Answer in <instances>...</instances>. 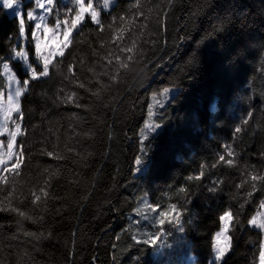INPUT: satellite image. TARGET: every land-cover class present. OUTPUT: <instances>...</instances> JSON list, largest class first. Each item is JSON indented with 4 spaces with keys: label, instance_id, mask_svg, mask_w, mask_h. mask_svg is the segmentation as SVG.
Masks as SVG:
<instances>
[{
    "label": "trees",
    "instance_id": "16d2710c",
    "mask_svg": "<svg viewBox=\"0 0 264 264\" xmlns=\"http://www.w3.org/2000/svg\"><path fill=\"white\" fill-rule=\"evenodd\" d=\"M129 2L116 0L111 14H102L105 25ZM143 3L146 27L126 36V42L129 36L137 40L149 62L151 72L143 87L128 80L105 88L97 98L63 81L67 73L62 66L51 79L33 81L22 98L31 156L20 183L27 191L49 179L50 198L41 210L43 223L0 213V264H157L171 247L169 256L176 263L190 255L193 264H208L218 213L229 205L238 209L251 191L249 184L237 188L245 174H264V0ZM226 18L231 22L225 31L207 35L213 24ZM15 32L16 20L0 11V57L10 55L5 40ZM84 32L80 39L86 42L77 45L72 56L84 58L78 78L95 91L101 87L97 79L111 84L106 76L94 77L88 71H102L106 61H99L92 49L104 55L106 48L100 44L110 34L107 29L97 33L91 22ZM15 67L19 71L20 66ZM164 87L175 93L157 109L154 120L162 122V128L149 146L152 162L146 172L135 173L139 129L147 119L152 93ZM61 88L77 91L85 107L61 103ZM237 126L242 131L234 134ZM223 145L234 151L235 166L221 163L212 168L225 151ZM42 147L65 158L41 155ZM202 164L208 166L205 178L188 181ZM219 178L224 183L215 194L201 187ZM181 186L195 194L187 205L195 226L186 225L183 234L172 230L162 249L159 243L136 244L132 217L142 196L152 203L164 201ZM260 199L264 190L245 206L244 226L235 232L226 264H256L261 236L247 227L246 218ZM25 232H42L45 238L36 241Z\"/></svg>",
    "mask_w": 264,
    "mask_h": 264
},
{
    "label": "snow or ice",
    "instance_id": "6c2138e0",
    "mask_svg": "<svg viewBox=\"0 0 264 264\" xmlns=\"http://www.w3.org/2000/svg\"><path fill=\"white\" fill-rule=\"evenodd\" d=\"M167 2L172 4V0ZM28 5L25 6V0H0V11H3L5 16L11 14L16 20V32L9 34L5 40L10 55L6 59L0 57V213H9L33 223H43L45 217L41 210L46 207V201L50 198V180L46 179L39 185L33 184L27 191L20 183L31 156L26 143L28 129L24 126L21 100L29 91L32 82L51 79L63 66L67 73L63 76V81H68L76 88H83L98 98L105 88L128 80L137 81L143 87L151 69L137 40L129 36L126 42L128 34L137 28L146 27L142 23L143 19H147L143 0H130L127 9L118 16H111L107 25L102 19V14H111L115 0H68L66 4H63L62 0H28ZM89 22L95 25L97 33H104L107 29L110 34L108 41L100 44V48H106L104 55L100 54L99 49H92L99 61H106L100 65L102 71L97 73L95 67L88 68V71L92 72L94 77L106 76L111 84H104L97 79L96 83L101 87L95 91L78 78V70L85 64L84 58L72 56L76 46L86 42L80 38L85 37L84 28ZM230 22L227 18L220 20L212 25V30L207 35L225 31ZM69 56H72L71 61L68 60ZM15 65L20 66L19 71ZM170 91L169 87H164L161 91L152 93V104L148 105L147 119L139 129V154L133 160L135 173L146 172L152 162L148 155L149 146L155 138L153 134L159 135L158 130L162 128V122L153 120V117L157 115V109L164 108ZM59 93L61 103L85 107L79 103L81 97L77 91L65 92L64 88H61ZM247 122L245 119L244 123ZM241 131L242 128L237 126L234 134ZM222 147L225 149L224 153L218 155L217 162L211 167L215 168L221 163L234 167V151L230 145ZM68 151L73 149L69 148ZM40 154L57 160L65 158L45 147L41 148ZM207 167L202 164L200 171L188 176L187 180L202 181ZM223 183L222 178L213 179L201 187L208 193L215 194L221 190ZM245 184L251 186V191L247 192L239 208L229 205L217 215L218 231L213 235L212 258L208 264H226L225 257L234 248L235 232L238 227L244 226L241 215L245 206L252 203V197L257 191L264 190V174H245L244 181L238 184L237 188ZM194 195L189 187L181 186L174 197L166 196L164 201L152 203L146 196L142 197L140 207L134 210L135 216L140 219L134 220L133 223L140 224L144 221L156 230L141 231L137 228V234L132 235V240L136 244L155 247L163 238L171 236L172 230L183 234L187 230L186 225L194 227V218L188 215L187 208ZM246 225L259 230L261 239L255 260L256 264H264V199H260L255 205V210L246 218ZM25 235L36 241L45 238L42 232H25ZM50 236L51 233H48V237Z\"/></svg>",
    "mask_w": 264,
    "mask_h": 264
},
{
    "label": "rangeland",
    "instance_id": "374dc122",
    "mask_svg": "<svg viewBox=\"0 0 264 264\" xmlns=\"http://www.w3.org/2000/svg\"><path fill=\"white\" fill-rule=\"evenodd\" d=\"M116 1V0H115ZM62 3L63 4H66L68 3V0H62ZM25 6H29L28 5V0H25ZM9 16H11V14H9ZM175 93V90L174 89H171L170 93H169V97L170 98L172 95H174ZM150 104H152V98H151V102ZM157 111V110H156ZM155 116L153 117V120H154ZM142 197H145V196H142ZM141 201V200H140ZM140 201L137 205L136 208L140 207ZM133 221L134 220H137V219H140V217L138 216H135V214H133ZM134 227L136 228V233H137V228H139L141 231H144V230H148V231H155L156 229L155 228H152L150 227V225L147 223V222H144V221H141L140 224H135L134 223ZM167 237L163 238L162 241L158 244V248L161 247V249L164 247V244H165V241H166ZM172 245V244H171ZM168 246V245H167ZM170 246V245H169ZM168 246V247H169ZM163 251V250H162ZM167 253L168 254H165L163 253L159 258H158V261H157V264H180V262L176 263L174 262V258L172 259L170 256H169V253H173V247H171V249L167 250ZM171 255V254H170ZM178 259H182V257H178ZM210 260V259H209ZM208 260V261H209ZM182 264H193V260H192V257L189 255L187 256L186 258L184 257L183 260H182Z\"/></svg>",
    "mask_w": 264,
    "mask_h": 264
}]
</instances>
